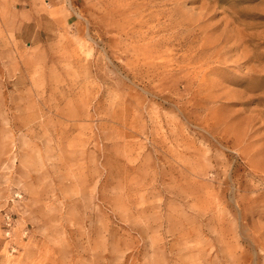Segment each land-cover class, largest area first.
Listing matches in <instances>:
<instances>
[{
  "label": "rangeland",
  "instance_id": "1",
  "mask_svg": "<svg viewBox=\"0 0 264 264\" xmlns=\"http://www.w3.org/2000/svg\"><path fill=\"white\" fill-rule=\"evenodd\" d=\"M0 264H264V0H0Z\"/></svg>",
  "mask_w": 264,
  "mask_h": 264
}]
</instances>
